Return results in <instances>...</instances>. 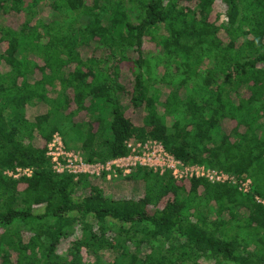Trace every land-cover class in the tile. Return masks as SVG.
I'll return each instance as SVG.
<instances>
[{"label": "trees", "instance_id": "16d2710c", "mask_svg": "<svg viewBox=\"0 0 264 264\" xmlns=\"http://www.w3.org/2000/svg\"><path fill=\"white\" fill-rule=\"evenodd\" d=\"M55 133L88 162L157 140L252 194L146 169L74 181L45 156ZM254 194L264 0H0V264H264Z\"/></svg>", "mask_w": 264, "mask_h": 264}, {"label": "built area", "instance_id": "2783aa9c", "mask_svg": "<svg viewBox=\"0 0 264 264\" xmlns=\"http://www.w3.org/2000/svg\"><path fill=\"white\" fill-rule=\"evenodd\" d=\"M128 153L104 162H88L80 152L65 147L62 137L55 133L46 145L45 156L50 163L51 170L57 175H70L76 181L79 177L92 180L110 181L118 177H126L137 169H146L163 177L169 175L172 180L192 181L203 179L210 184L235 187L243 195L252 194V181L246 177H237L204 165L184 164L171 155L157 140H130L125 143ZM12 179L30 177L29 168H16L4 173ZM254 201L264 207V199L254 194Z\"/></svg>", "mask_w": 264, "mask_h": 264}, {"label": "rangeland", "instance_id": "374dc122", "mask_svg": "<svg viewBox=\"0 0 264 264\" xmlns=\"http://www.w3.org/2000/svg\"><path fill=\"white\" fill-rule=\"evenodd\" d=\"M71 149H75V147H73V146H72V147H71ZM134 186H136V183H135V185H134Z\"/></svg>", "mask_w": 264, "mask_h": 264}]
</instances>
